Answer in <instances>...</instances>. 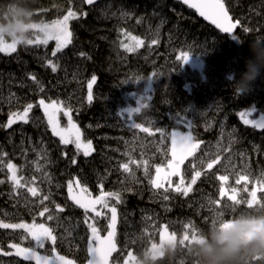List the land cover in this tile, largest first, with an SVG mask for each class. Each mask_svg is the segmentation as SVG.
<instances>
[{
	"label": "trees",
	"instance_id": "16d2710c",
	"mask_svg": "<svg viewBox=\"0 0 264 264\" xmlns=\"http://www.w3.org/2000/svg\"><path fill=\"white\" fill-rule=\"evenodd\" d=\"M8 2L0 0V5ZM225 4L234 21H240L235 40L198 18L180 0H99L92 6L84 0H34V23L62 19L69 9L77 18L69 20L72 42L55 57L51 55L54 43L18 44L10 55L0 52V154L6 153L0 155V221L45 223L54 230L56 243L48 241L37 251L51 255L55 248L75 264H86L88 223L95 222L100 235H106L110 217L89 212L85 223L84 209L69 198L67 184L76 178L91 196L98 197L102 191L120 193V203L108 198L118 210L117 251L110 264H123L129 251L137 255L152 241L158 243L162 225L177 233V249L171 261L160 264H193L188 250L178 243L185 223L191 221L206 231L216 212H223L225 219L241 212H264L244 204L233 206L227 197L219 208L209 204V198L220 199V175H228L224 186L237 188L241 199L248 195L243 181L235 183L240 175L249 176V191L257 179L264 178V129L244 124L239 115L248 112L254 121L264 117V74L245 94L236 95L232 88L251 58L249 45L264 39V0H225ZM128 34L144 40L143 46L126 51L121 41L134 43ZM181 52L202 60L203 75L177 59ZM49 60L59 65L56 72L47 66ZM93 75L96 81L89 103L88 82ZM40 99L72 109L83 139L92 142V154L84 156L75 145H65L53 135ZM28 103L33 104L28 123L4 127L9 114L22 112ZM142 103L146 106L129 116L126 110ZM183 121L190 122L191 128ZM133 123L155 134L131 127ZM157 128L164 130L163 136ZM173 130L189 131L200 143L182 168L185 184L195 171L202 172L187 197L171 189L167 193L154 189L149 182L156 167L172 158ZM217 157L219 163L207 169V163ZM8 162L17 165L22 183H33L15 188L4 166ZM124 163H129L134 178L123 171ZM28 186L38 187L49 199L41 205ZM57 205L64 211L58 212ZM44 206L52 220L47 219L49 213L39 215ZM9 244L35 247L23 229L0 228V250L13 252ZM0 264L34 262L0 255Z\"/></svg>",
	"mask_w": 264,
	"mask_h": 264
},
{
	"label": "snow or ice",
	"instance_id": "6c2138e0",
	"mask_svg": "<svg viewBox=\"0 0 264 264\" xmlns=\"http://www.w3.org/2000/svg\"><path fill=\"white\" fill-rule=\"evenodd\" d=\"M88 4H93L94 0H86ZM189 8L195 9L200 16L204 17L206 20H209L214 24L218 29L224 33L232 34L234 29H237L240 26V21L233 19L229 14V10L226 7L225 0H183ZM77 13L71 9L68 10L67 14L63 16L62 19L53 20L51 23H45L43 21L39 23H33L30 27L34 34V38H30L24 42V44H41L47 45L49 40L56 41L55 50L51 53L52 56H56L58 52H61L66 48L72 41V33L69 30V20L76 19ZM139 22V21H138ZM244 31H249L248 28H245ZM128 38L134 43L124 44L121 41V46L128 52H134L140 46H143L144 40L128 34ZM234 40L236 36L232 37ZM153 44L157 43L156 40L152 41ZM18 42H6L0 39V52L10 55L11 53L16 52ZM83 55V54H82ZM191 55L188 52H181V55L177 59L181 60L183 64L189 62ZM47 66L51 68L53 72L57 71L59 67L58 64L53 63L51 60L47 62ZM33 81H36V77L31 76ZM96 77L93 75L91 80L88 82V102L91 103L93 100L92 85L95 83ZM43 91V87L40 88ZM39 106L43 108L45 115L47 116L48 125L51 127L53 135L59 136L61 143L67 145L69 143H74L76 149L83 150L84 156L91 154L92 142L89 140L87 143H83L81 140V133L79 128L72 122L70 107L64 108L61 103L53 100L51 103H45L44 99L39 100ZM145 103H142L139 108L131 110L129 116L133 113H138L141 111V108L145 107ZM33 109V104L28 103L22 112H11L9 114V119L7 124L4 127H11L13 124L22 121L23 123H28L29 113ZM63 111L64 115L68 117L69 128H61L57 114ZM241 120L246 125H251L253 128L264 129V121H254L249 119L250 113L241 112L239 113ZM189 129L191 128V123L183 121ZM131 127L137 128L142 132L149 133V135L155 134L149 127H144L139 123H133ZM156 132H159L161 136L164 135V130L157 128ZM171 156L167 164L168 171H165L162 167L157 166L155 169V178H150L149 182L151 183L154 189H163L167 193L170 189L175 191L178 194H181L185 197L193 191V185L197 183V180L201 177L202 172L197 170L194 172V175L191 177L189 183L185 184V177L181 173V165L184 164L185 159L189 156L194 155L196 150L199 147V143L195 140L194 136L189 132L184 134L179 131L171 132ZM0 155H6L0 154ZM74 162V161H73ZM131 163H137L136 161H131ZM219 163V157L207 163V169H212L215 164ZM145 164V175H148L147 161H144ZM7 167L8 171L11 173L10 179L13 182L15 188H22L28 184H32V181H25L22 183L23 177L17 176V166L11 162H8L4 165ZM123 171L130 173L133 178L135 173L129 167V163H124L121 165ZM41 169L37 167V171ZM179 176L180 180L175 185L171 180V177ZM50 179V178H49ZM219 181H221V186L219 187V197L220 199H211L209 198V204L214 205L217 208L221 207L222 199L227 197V200L231 202L233 206H239L241 204L246 205L248 209L260 208L264 209V197L258 196V193H264V178H259L255 181V185L251 191H249L247 184L249 182L248 175H240L239 178L235 181L236 184L244 182L243 191L247 193V199H241L240 192L237 188L231 187L226 188L224 185L227 183L229 177L228 175L218 176ZM3 183V181H0ZM167 184V186H165ZM75 189H78V192H74ZM69 198L73 201L75 205L79 208L84 209L85 212V223H88L89 217L87 213H94L95 216L99 217L102 215L101 211L97 209V205H102L103 208H107L111 213L110 223L108 228L110 229L107 232V236H101L99 229L95 226V222L88 223V228L91 232V236L88 240L87 252L89 259L87 264H110V259L112 254L117 251V241H116V225L118 220L117 208L115 206H110L108 203V198L114 199L117 203L121 202L120 193L118 192H101L100 196L95 199L91 198V194L88 193L86 187L81 185L79 180L69 181L67 184ZM27 191L31 193L33 197H39L41 205L44 204L45 200L49 199L48 195H41L40 189L36 186H28ZM165 200L169 199L167 195L163 197ZM58 212H63L64 209L59 205L56 206ZM45 213H49V208L44 206L39 215L44 216ZM216 217H224L223 212H216L211 220V224H215ZM54 216L49 213L47 216L48 220H52ZM235 221V217L229 218L226 220L223 227H228L232 222ZM184 231L178 243L182 248L187 250L194 243H198L203 238V231L196 227L191 221L183 225ZM0 228L2 229H23L31 237L32 241L35 242V247H21L18 244H9V248L15 249L14 252H6L0 250V255H16L21 257L23 260L32 261L34 264H75V261L67 259L65 256L60 255L56 252V249H52V254H40L37 249H42L45 247V243L51 241L53 245L56 243L57 237L54 235V230L46 226L45 223H5L0 221ZM165 242L175 245L177 243V233L170 231L167 225H162L159 230V242L152 241L150 243V248L155 250L159 245H163ZM136 255L133 252L129 251L127 253L126 259L123 261V264H135ZM256 261H260V257H256ZM194 264V262H193Z\"/></svg>",
	"mask_w": 264,
	"mask_h": 264
},
{
	"label": "clouds",
	"instance_id": "9594fccd",
	"mask_svg": "<svg viewBox=\"0 0 264 264\" xmlns=\"http://www.w3.org/2000/svg\"><path fill=\"white\" fill-rule=\"evenodd\" d=\"M34 0H9L0 5V39L6 42H24L34 34ZM251 58L245 61L243 72L232 84L236 95L249 92L252 85L264 74V39L253 40L249 45ZM232 79V78H230ZM227 219L216 217L203 231L200 242L188 249L194 264H264V212L250 214L241 212L228 227H223ZM175 245L165 242L155 250L145 248L136 255L135 264H160L164 259L171 261L175 255ZM260 257V261H256Z\"/></svg>",
	"mask_w": 264,
	"mask_h": 264
},
{
	"label": "rangeland",
	"instance_id": "374dc122",
	"mask_svg": "<svg viewBox=\"0 0 264 264\" xmlns=\"http://www.w3.org/2000/svg\"><path fill=\"white\" fill-rule=\"evenodd\" d=\"M46 23V22H45ZM49 23H51V22H49ZM34 35H38V33H36V34H33V38H34ZM49 43H54V49H55V47H56V41L55 40H49V42H48V44ZM18 46V45H17ZM186 65H189L192 69H195V70H197V71H199L202 75H203V73H204V65H203V62H202V60H199L198 58H194V57H191L190 58V60H189V62L188 63H186ZM139 99H141L140 97L139 98H137V100L139 101ZM45 103H51V102H46L45 101ZM63 107V106H62ZM137 108H139V107H136V108H130V109H127L126 110V112H130L131 110H135V109H137ZM42 110H43V108H42ZM43 112H44V110H43ZM57 116H58V119H59V123H60V127L61 128H69L70 126H69V123H68V117H66L65 115H64V113H63V111H61V112H59L58 114H57ZM71 116H72V122L79 128V130H80V133H81V140H82V142L83 143H87V141L85 140V139H83V135H82V132H81V129H80V127H79V125L74 121V118H73V115H72V113H71ZM47 117V116H46ZM47 120V119H46ZM20 122H22V121H20ZM50 129H51V127H50ZM52 131V130H51ZM173 131H177V130H173ZM179 132H182V133H184V134H188L189 133V131H182V130H178ZM56 136V135H55ZM56 137H58L59 139H60V137L59 136H56ZM198 142V141H197ZM199 143V142H198ZM70 145H75L74 143H69ZM69 144H67V145H69ZM172 145V144H171ZM199 145H200V143H199ZM199 148V147H198ZM92 149H93V146H92ZM198 150V149H197ZM197 150H196V152H197ZM81 152H82V154H83V150H80ZM92 152H93V150L91 151V154H92ZM195 152V153H196ZM194 153V154H195ZM191 157V156H190ZM189 157H187L186 159H185V161L188 159ZM171 160H172V158H171ZM11 163H13V162H11ZM185 163V162H184ZM14 165H16L15 163H13ZM184 165V164H183ZM183 165H181V173H182V168H183ZM17 166V165H16ZM160 167H162L165 171H168V169H167V164L166 165H164V166H160ZM17 170H18V167H17ZM10 176H11V173H10ZM17 176L19 177V175H18V171H17ZM74 180H78V179H74ZM74 180H72V181H74ZM171 180L173 181V184L175 185L176 183H178L179 182V180H180V177L179 176H173V177H171ZM165 186H167V184L165 185ZM79 190L78 189H75V187H74V192H78ZM91 198H93V199H95L96 197H94V196H91ZM97 207V209L98 210H100L101 211V213L102 214H104V213H107V214H109V217H111V213L108 211V209L107 208H103L102 207V205H97L96 206ZM118 211V210H117ZM118 214V213H117ZM117 223H118V220H117ZM110 230V229H109ZM116 231H117V225H116ZM91 233V232H90ZM116 234H117V232H116ZM101 236H107V234L106 235H101ZM47 243V242H46ZM15 251V249H13V252ZM41 254V253H40ZM16 256V255H15ZM87 264V263H86Z\"/></svg>",
	"mask_w": 264,
	"mask_h": 264
},
{
	"label": "water",
	"instance_id": "95a60500",
	"mask_svg": "<svg viewBox=\"0 0 264 264\" xmlns=\"http://www.w3.org/2000/svg\"><path fill=\"white\" fill-rule=\"evenodd\" d=\"M98 1H99V0H94V3H93V4H88V3L86 2V0H84L85 4H86L87 6L95 5ZM180 1L182 2V4H183L184 6H186V8H189L185 3H183V0H180ZM189 9L193 10V11L199 16L198 18H200L201 20H203L205 23L209 24L210 26L214 27L217 31H220V32L223 33L224 35H233V34L235 33V31H236V29H234V31H233L232 34L224 33V32H222L220 29H218L214 24H212L209 20H206L204 17L200 16L199 13L196 12L195 9H192V8H189ZM257 121H264V117H261L260 119H257ZM257 129L260 130V131H262V129H259V128H257Z\"/></svg>",
	"mask_w": 264,
	"mask_h": 264
}]
</instances>
